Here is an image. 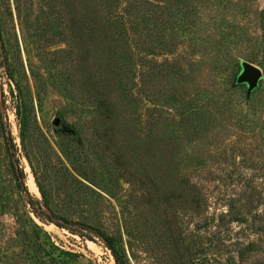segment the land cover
<instances>
[{
    "label": "rangeland",
    "instance_id": "374dc122",
    "mask_svg": "<svg viewBox=\"0 0 264 264\" xmlns=\"http://www.w3.org/2000/svg\"><path fill=\"white\" fill-rule=\"evenodd\" d=\"M16 161L126 264H264V0H0V264H114Z\"/></svg>",
    "mask_w": 264,
    "mask_h": 264
},
{
    "label": "trees",
    "instance_id": "16d2710c",
    "mask_svg": "<svg viewBox=\"0 0 264 264\" xmlns=\"http://www.w3.org/2000/svg\"><path fill=\"white\" fill-rule=\"evenodd\" d=\"M128 72L125 75L124 82L122 83L123 87H127L130 77H127ZM121 87V85H120ZM29 125V121L27 120L26 117H21L20 119V124H19V140L22 149H25V130ZM25 156L29 162L30 168L33 172V176L35 178V182H37V176L33 171V167L30 163L29 160V154L25 153ZM17 162V170L18 174L21 177V187H20V192L23 195V202L25 206L28 208L29 212L39 221L47 224H53L56 227L65 229L69 231L71 234L79 236L83 240H88V241H93L94 238H98L104 245L106 249H108L112 255V258L114 260V264H126L123 258L121 257L119 251L113 244L112 240L109 239L108 237H105L103 233L97 231L96 229H92L82 223H73L71 226L68 225H61L54 217L52 213V209L47 204L45 201L39 202L34 196L30 195V193L27 191L25 187V175L22 170V167H20V164L18 161ZM82 178H84L85 181H89L87 175H82ZM37 186L40 190V187L37 183ZM171 232V231H170ZM224 245V244H223ZM170 262H173V258L170 259ZM229 264V263H227ZM231 264H236V263H231Z\"/></svg>",
    "mask_w": 264,
    "mask_h": 264
},
{
    "label": "water",
    "instance_id": "95a60500",
    "mask_svg": "<svg viewBox=\"0 0 264 264\" xmlns=\"http://www.w3.org/2000/svg\"><path fill=\"white\" fill-rule=\"evenodd\" d=\"M260 77L261 71L259 68L253 66L252 64H245L243 67V71L239 75L237 81L239 83L246 82L248 84V90L251 91L256 87ZM54 124H57V121H55Z\"/></svg>",
    "mask_w": 264,
    "mask_h": 264
}]
</instances>
